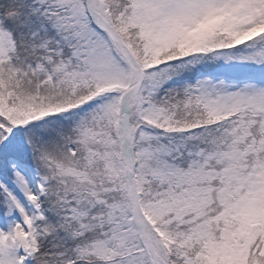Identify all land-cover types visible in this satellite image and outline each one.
Returning a JSON list of instances; mask_svg holds the SVG:
<instances>
[{"label":"snow or ice","instance_id":"obj_1","mask_svg":"<svg viewBox=\"0 0 264 264\" xmlns=\"http://www.w3.org/2000/svg\"><path fill=\"white\" fill-rule=\"evenodd\" d=\"M0 264H264V0H0Z\"/></svg>","mask_w":264,"mask_h":264}]
</instances>
